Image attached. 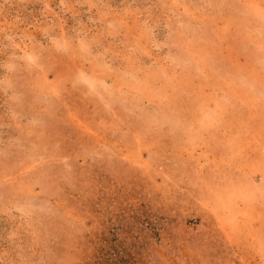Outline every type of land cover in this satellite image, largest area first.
Instances as JSON below:
<instances>
[{
  "label": "rangeland",
  "instance_id": "1",
  "mask_svg": "<svg viewBox=\"0 0 264 264\" xmlns=\"http://www.w3.org/2000/svg\"><path fill=\"white\" fill-rule=\"evenodd\" d=\"M0 264H264V0H0Z\"/></svg>",
  "mask_w": 264,
  "mask_h": 264
}]
</instances>
